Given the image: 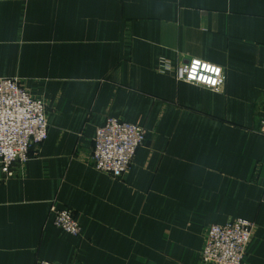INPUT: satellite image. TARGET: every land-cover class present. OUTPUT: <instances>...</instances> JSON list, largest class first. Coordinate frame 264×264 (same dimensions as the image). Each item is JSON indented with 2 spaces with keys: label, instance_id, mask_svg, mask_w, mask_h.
<instances>
[{
  "label": "crops",
  "instance_id": "0c3cea01",
  "mask_svg": "<svg viewBox=\"0 0 264 264\" xmlns=\"http://www.w3.org/2000/svg\"><path fill=\"white\" fill-rule=\"evenodd\" d=\"M160 57L221 65L223 92ZM0 77L49 122L37 154L0 167V264H201L206 228L237 218L254 223L243 264H264V0H0ZM108 116L147 131L121 178L90 160Z\"/></svg>",
  "mask_w": 264,
  "mask_h": 264
},
{
  "label": "built area",
  "instance_id": "2783aa9c",
  "mask_svg": "<svg viewBox=\"0 0 264 264\" xmlns=\"http://www.w3.org/2000/svg\"><path fill=\"white\" fill-rule=\"evenodd\" d=\"M157 69L173 73L179 81L203 85L213 91L223 92L225 87L224 68L200 58L175 65L160 57ZM146 136L147 131L141 125L108 116L96 129L90 160L97 170L121 178L130 171ZM48 137L46 101L34 96L17 77H0V167L5 178L14 175V164H26L33 150L37 154ZM51 214L54 225L63 231L73 236L81 233L82 224L72 209L53 204ZM253 227L252 221L243 218L223 225H209L200 263L243 264L252 241ZM35 264L61 263L40 259Z\"/></svg>",
  "mask_w": 264,
  "mask_h": 264
},
{
  "label": "bare ground",
  "instance_id": "6f19581e",
  "mask_svg": "<svg viewBox=\"0 0 264 264\" xmlns=\"http://www.w3.org/2000/svg\"><path fill=\"white\" fill-rule=\"evenodd\" d=\"M104 121H105V120H104ZM128 122H129V121H128ZM131 123H132V122H131ZM135 124H137V123H135ZM139 125H140V124H139ZM142 127H143V126H142ZM146 138H147V136H146ZM145 142H146V141H145ZM145 142H144V143H145ZM143 145H144V144H143ZM140 147H141V146H140ZM140 147H139V148H140ZM139 148H138V149H139ZM136 154H137V152H136ZM135 157H136V156H135ZM81 232H82V231H81ZM79 235H80V234H79Z\"/></svg>",
  "mask_w": 264,
  "mask_h": 264
},
{
  "label": "rangeland",
  "instance_id": "374dc122",
  "mask_svg": "<svg viewBox=\"0 0 264 264\" xmlns=\"http://www.w3.org/2000/svg\"><path fill=\"white\" fill-rule=\"evenodd\" d=\"M190 59H193V58H190ZM190 59H189V60H190ZM189 60H188V61H189ZM72 264H73V263H72Z\"/></svg>",
  "mask_w": 264,
  "mask_h": 264
},
{
  "label": "clouds",
  "instance_id": "9594fccd",
  "mask_svg": "<svg viewBox=\"0 0 264 264\" xmlns=\"http://www.w3.org/2000/svg\"><path fill=\"white\" fill-rule=\"evenodd\" d=\"M217 74H218V72H217Z\"/></svg>",
  "mask_w": 264,
  "mask_h": 264
}]
</instances>
